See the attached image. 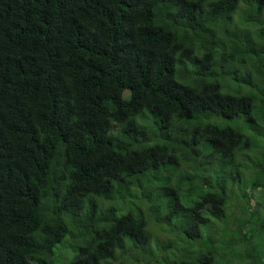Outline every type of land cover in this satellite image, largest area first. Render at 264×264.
<instances>
[{"label": "trees", "instance_id": "16d2710c", "mask_svg": "<svg viewBox=\"0 0 264 264\" xmlns=\"http://www.w3.org/2000/svg\"><path fill=\"white\" fill-rule=\"evenodd\" d=\"M263 128L264 0H0V264H264Z\"/></svg>", "mask_w": 264, "mask_h": 264}, {"label": "rangeland", "instance_id": "374dc122", "mask_svg": "<svg viewBox=\"0 0 264 264\" xmlns=\"http://www.w3.org/2000/svg\"><path fill=\"white\" fill-rule=\"evenodd\" d=\"M262 132L264 133V128L262 129ZM233 208V207H231ZM233 216V214H232ZM65 242H67V237L63 240L62 243L58 244L55 247V254H56V258L54 260V264H67L70 259L72 258V251L70 250V248L66 249L65 247L62 246V244H64ZM51 255V256H49ZM44 259L46 260V262L48 264H51L53 261V255L52 253H48L46 252V254H43ZM124 261L129 264H132L130 259H124ZM118 263V261H116ZM144 264H153L152 262H146ZM155 264H160V263H155ZM231 264H241L240 263V259L238 257V254H233L231 256Z\"/></svg>", "mask_w": 264, "mask_h": 264}, {"label": "clouds", "instance_id": "9594fccd", "mask_svg": "<svg viewBox=\"0 0 264 264\" xmlns=\"http://www.w3.org/2000/svg\"><path fill=\"white\" fill-rule=\"evenodd\" d=\"M52 255H53V261H52V263L51 264H54V260H55V258H56V254H55V252L54 251H52ZM125 259V258H124ZM45 260V259H44ZM46 261V260H45ZM146 262H152V261H145L144 263H146ZM144 263H142V264H144ZM153 263V262H152ZM157 263H160V264H164V263H162V262H157ZM46 264H48L47 262H46ZM127 264H129L128 262H127ZM153 264H155V263H153Z\"/></svg>", "mask_w": 264, "mask_h": 264}]
</instances>
